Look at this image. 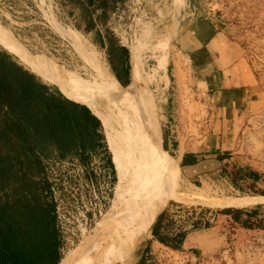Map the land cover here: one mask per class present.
<instances>
[{
	"label": "rangeland",
	"instance_id": "374dc122",
	"mask_svg": "<svg viewBox=\"0 0 264 264\" xmlns=\"http://www.w3.org/2000/svg\"><path fill=\"white\" fill-rule=\"evenodd\" d=\"M105 12L102 16V9H92L96 26L85 30L83 10L78 4H70L66 0H0V33L12 40L16 49L10 50L2 44L0 47L47 83L69 92L55 75V66L63 70L82 67L77 51L78 47H82L93 51L111 72L99 41L100 34L105 40L106 33L113 35L118 44L129 50L131 86L128 90L121 86L131 100L132 110L113 98L93 71L91 80L87 82L93 109L88 107L101 122L106 144L102 118L113 129L116 140L124 149L136 154L138 160L146 158L150 165V151L155 149L165 166L176 172L182 171L181 151L191 148L190 143L203 134L204 108L191 101V95L188 99L185 92L179 105L175 98L174 77L170 74L172 71L166 72L167 63L176 52L182 30L189 21L208 17L224 29L241 48L248 68L264 90V0H114ZM28 56L39 58L41 64H30ZM134 57L141 77L137 86L133 82ZM142 96L147 97L153 111L142 103ZM163 134L170 136V140L178 138L180 152L163 149ZM229 152L230 155L224 161L220 160L216 167L204 165L197 171L190 169L182 177L179 189L175 184L166 182L168 199L158 212L168 207L170 218L182 220L191 215L189 208L194 207L196 214L208 220L211 226L191 232L182 248L175 250L153 239L150 232L153 220L149 234L132 245L124 257V264H136L141 260L143 264H264V204L260 209V227L246 228L223 211L235 207L209 205L190 200L181 193L185 189L203 190L209 199L264 197V104L258 110L238 116L234 146ZM110 156L112 161L111 152ZM92 165L98 171V162ZM50 167L55 183L58 225L63 238L62 257L64 263H70L88 244L96 225L104 226L97 230L96 247H101L107 236L114 235L119 221L114 214L111 215L110 206L117 181L116 171V179L109 186L99 173L98 184L94 183V194L92 188L85 187L67 173L69 169L66 165L52 163ZM243 169L257 170L260 180L257 183L241 180L239 170ZM147 170H150L149 167ZM172 202L181 206L170 205Z\"/></svg>",
	"mask_w": 264,
	"mask_h": 264
},
{
	"label": "trees",
	"instance_id": "16d2710c",
	"mask_svg": "<svg viewBox=\"0 0 264 264\" xmlns=\"http://www.w3.org/2000/svg\"><path fill=\"white\" fill-rule=\"evenodd\" d=\"M113 1L66 0L81 6L85 30L96 26L92 9H102L104 16ZM106 35L111 61L120 62L119 52L126 55V61L127 49L118 45L110 33ZM99 44L103 47L105 41ZM128 70L127 65V77ZM116 78L123 85L128 81ZM129 83L124 86L127 90ZM84 104L73 94L44 81L0 47V264H64L52 163L77 159L79 165L88 168L96 148L101 146L105 165L112 168L115 181L104 135L98 132L101 123ZM195 162L196 159H183L181 165ZM173 204L181 206L173 202L170 205ZM261 208L262 204H257L223 211L241 226L253 228L260 227ZM189 212L191 215L185 219L173 220L166 207L150 227L153 239L179 250L189 233L211 226L196 214L194 207Z\"/></svg>",
	"mask_w": 264,
	"mask_h": 264
},
{
	"label": "crops",
	"instance_id": "0c3cea01",
	"mask_svg": "<svg viewBox=\"0 0 264 264\" xmlns=\"http://www.w3.org/2000/svg\"><path fill=\"white\" fill-rule=\"evenodd\" d=\"M101 37V40L105 41V46H100L106 53L111 73L115 78L117 75L121 79L128 80L123 85L116 78L122 86H126L130 79L128 48L117 43L127 49V60L125 61L126 55L123 56L119 52L120 62L111 61L108 39L105 40L102 34ZM176 48L166 68L167 74L171 70L170 74L174 77L176 101L181 105L182 94L185 92L188 99L191 95V101H194L198 107L204 108L206 113L201 138L194 139L195 142L190 143L191 148L181 151L180 164L183 159L187 161L196 159L195 163L181 166L192 171L200 170L204 165L216 167L220 160L224 161L230 155L229 151L234 146L238 116L258 110L264 104V90L248 68L239 45L230 39L224 29L211 18H196L186 23ZM127 65L129 66L128 77L125 74ZM98 132L103 134L102 126ZM169 137L163 134V149L169 152H180L181 143L178 138L170 140ZM96 153L88 168L80 165L83 169V177L98 184L99 173H101L109 186L114 182L112 168L105 165L106 155L101 146L96 148ZM64 162L78 164L77 159ZM93 162H98V171L93 167ZM240 176L241 180L250 183H257L260 180L259 173L254 169L240 170ZM108 189L110 193L111 187Z\"/></svg>",
	"mask_w": 264,
	"mask_h": 264
},
{
	"label": "bare ground",
	"instance_id": "6f19581e",
	"mask_svg": "<svg viewBox=\"0 0 264 264\" xmlns=\"http://www.w3.org/2000/svg\"><path fill=\"white\" fill-rule=\"evenodd\" d=\"M72 38H75L73 37V34ZM11 41L8 40V38L3 37L0 33V44L10 50H15L16 47ZM76 43H74L75 46ZM77 51L81 61L83 62L82 67L72 70H63L64 68L60 69L54 65L55 75L59 77L61 84L70 93L80 98L87 106L93 109L92 98L87 90V82L91 80V71L96 72L113 98L124 104L128 110H132L129 96L116 80L115 76H113V74L109 71L106 64L93 51L85 50L82 47H78ZM22 53H25V51H22ZM26 54L27 53H25V55ZM28 59L30 64H39L41 62V60L37 57H29ZM52 69H54V67ZM81 69L84 71H81ZM132 70L135 77L133 82L134 85L137 86L139 85L141 77L135 57L132 60ZM41 74H43L42 71ZM146 98L147 97L142 96V103L147 105V107L153 111V106L147 102ZM102 124L117 177L110 206V213L111 215L114 214L118 218L119 223L116 222L118 225L115 226L114 235L109 234L110 236H107L106 239L104 238L105 240L101 247H96V244L94 245V243L97 241L96 237H98V234L96 233H99L97 232L98 228L104 226L96 225L88 244L69 264H112L117 261L120 264H124V257L127 253H129L132 245H134L146 234H149L150 224L153 220H155V217L161 208L164 207L163 205L166 203L169 195V187L166 182L175 184L179 189L181 187L179 184L182 177L190 171V169L184 167L182 171L176 172L172 168L165 166L157 157V151L155 149L150 151V165L148 163L149 161L146 162V158L144 159L142 157L145 161L140 157L139 158L141 160H138L136 154L130 153L131 150L128 151L124 149L123 146L116 140L113 129L104 118H102ZM148 167L150 169L149 171L147 170ZM181 193L190 200H197L218 207L232 206L235 208H244L257 204H264V197L258 196H220L221 198L209 199L203 190L192 191L191 189H185L181 191Z\"/></svg>",
	"mask_w": 264,
	"mask_h": 264
},
{
	"label": "built area",
	"instance_id": "2783aa9c",
	"mask_svg": "<svg viewBox=\"0 0 264 264\" xmlns=\"http://www.w3.org/2000/svg\"><path fill=\"white\" fill-rule=\"evenodd\" d=\"M62 164L68 167L69 171L67 173L71 174V176H73L75 180L82 182L85 187L92 188L93 193H94V183L91 180L88 181L84 179L83 169L80 167L79 164H77L76 162H63ZM54 194H55V191H54ZM94 198H96L95 195H94ZM92 215L95 217V213H93Z\"/></svg>",
	"mask_w": 264,
	"mask_h": 264
}]
</instances>
